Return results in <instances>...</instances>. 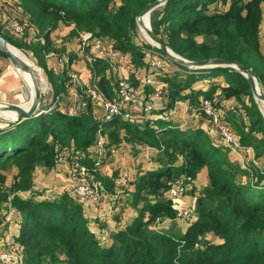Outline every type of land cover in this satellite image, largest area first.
<instances>
[{
  "label": "trees",
  "instance_id": "obj_1",
  "mask_svg": "<svg viewBox=\"0 0 264 264\" xmlns=\"http://www.w3.org/2000/svg\"><path fill=\"white\" fill-rule=\"evenodd\" d=\"M154 1L19 0L36 37H43L44 43L24 46L0 33L11 45L32 49L38 57L40 51L51 50V32L60 24H73L77 35L90 32L98 38L106 37L113 41L115 49L130 52L133 61L141 64L140 50L131 43L129 30H134L136 16ZM263 1L233 0L227 10L220 11L209 9L216 0H168L151 14L155 13L151 18L152 29L156 36L167 37L166 41L161 38L162 41L189 60L234 61L257 77L259 69L264 71V56L254 37ZM196 36L204 37V42L196 43ZM209 71L228 82L221 89L224 97L240 90L248 92V82L233 68ZM192 82L191 76L184 81L166 79L164 91L170 101L169 109L182 99L181 91ZM261 84L264 86L263 81ZM108 85L105 79L98 83L106 95ZM253 111L250 116L259 122L256 130L264 132L260 113L256 108ZM8 126L0 129V210L9 204L19 213L15 225L18 235L12 242L18 247L15 255L20 257L21 264H264V172L258 179L240 180L244 169L231 162L226 152L212 146L202 130L182 132L160 120L130 123L116 118L102 124L91 108L78 116L53 109ZM100 136L108 139V150L110 144L117 145L122 140L155 148L162 166L135 180L133 191L127 195L138 215L124 229L107 237V241L90 231L83 206L75 197L66 192L42 197L34 192L32 181L37 167L54 166L55 144L66 149L74 146L92 155ZM246 138L258 149V157L264 155L260 141L253 135ZM240 139L243 145L245 138ZM180 158V164L176 165ZM84 163L92 167L90 160ZM9 166L17 173L6 186ZM202 168L208 170V183L196 198V219L180 238L171 237L162 229L163 223L155 224L158 218L176 220L177 210L166 193L167 183L182 175L195 178ZM94 177L105 191L113 187L97 171ZM215 238L222 242L214 243Z\"/></svg>",
  "mask_w": 264,
  "mask_h": 264
},
{
  "label": "crops",
  "instance_id": "obj_2",
  "mask_svg": "<svg viewBox=\"0 0 264 264\" xmlns=\"http://www.w3.org/2000/svg\"><path fill=\"white\" fill-rule=\"evenodd\" d=\"M261 9L262 33L259 37V41L260 53L264 56V2L261 3ZM1 10H4V12L0 18V31L5 36L7 35L6 37L9 40L19 42L24 46H35L36 44L42 45L44 43L43 37H36V31L31 25L23 37L13 35V32L8 27V19L14 16L27 18L24 15L23 10L18 6V3H16V0H0V13ZM49 37L51 40V50L46 53L40 51L37 54L40 59L38 57L36 58V54L33 53L32 49L29 50L22 47L19 48L30 52L31 56L38 61L40 66H42L47 77L45 81L46 84H42L40 82L42 101L39 105V112L45 111V113H47L48 110L57 109L68 116H72V112L77 111L76 116H78L80 112L85 109L81 107L82 102L89 101L88 96H86V89H88L91 85H96L99 90L105 94L98 86L101 79H105V81L109 84V95L105 94L108 98L115 95L117 80L124 78L136 86L137 92L142 96L144 101H148L149 93L151 94L152 87L137 86L138 78L144 77L146 74L156 73L159 76L158 79L162 80L166 85L167 78H176L184 81L186 78L191 76L193 78V82L189 88L181 91L182 99L175 101L173 108L171 107V109H169L168 104L170 101L166 96L163 101L159 102L160 105L158 109H156L155 106L152 110V116L150 118L152 121H155L156 114H159L161 111L167 109V111L165 113L163 112V115L160 117V119L164 120L160 121L166 122V124H170L172 128H178L179 130L184 127H187L185 130H203L207 134L211 144H215L216 146L215 139L219 136L216 129L206 126V123L203 119H201V117H193L191 110V107L194 106V103H197V100L209 94H220L223 98H226L223 96L221 89L226 86L227 83H219L220 76L211 78L208 75L210 73L209 70L211 69H202L204 71L200 72L189 71L188 73H192L191 75H186V72L179 69L176 65H174L175 67L167 66L164 70L162 67H153L147 70V68L143 66V62L141 64H136L133 61L130 52H125L126 56L124 60L114 61L112 63L105 60L92 61L88 49L84 50L80 48L78 39L79 36L75 32L73 24H60L56 30L51 32ZM8 39L7 41L9 42ZM123 66H127L128 69L125 70ZM259 71L260 72H257V74L259 73V80L261 82L264 79V71H262V69H259ZM69 74L77 77L79 80L78 86H72V80L69 77ZM22 82L25 81L21 74L13 68L8 59L0 57V102L20 106L26 105L30 99V92H25ZM229 103H235L233 102L232 97H228L227 104ZM251 103L252 105L248 104V110L246 111L247 114L253 115V110L256 108V111L260 113L262 120L264 121V110L261 109L260 105H257L256 103L254 104L253 102ZM51 107L52 109H50ZM89 108L93 110L95 117L102 123L103 111L99 107L90 103H88L86 109ZM1 116L3 117V115ZM228 120L230 124H232L231 128L235 130L233 133L239 139L243 137V133L250 131L249 123L247 121H241L238 120V118L235 119L233 116L228 117ZM193 122H195V124ZM238 130L239 134L237 133ZM257 131L258 132L252 134L255 139L260 137V132L263 130L257 129ZM124 134L125 133L122 132V135ZM243 138H245V142L242 145L244 148L240 150V153H233V158L230 154V160L232 162L234 161V164L238 165L242 169H245L244 164L249 161L251 162V160L253 163L256 162L257 164H264V155L252 159L254 147L250 144L251 139L246 138V136ZM104 139L106 143L109 142L107 138L104 137ZM240 141H242V139H240ZM221 146L224 147V145ZM248 147L249 149H247ZM93 151L94 148L92 149V153ZM158 155L159 151L157 149L135 142H125L122 140L117 145H109V153L104 160L105 164L103 163L98 168L97 174L100 178L111 181L113 187L106 190L100 200V203H81L82 201L78 200V202L83 206L84 216L88 221V227L92 233L97 236L104 237L103 240L106 239L107 241V237H110V235L114 232L124 229L137 217L138 212L131 206L130 197L123 193H125L126 190L127 193L131 190L133 191L134 182L140 175L148 172H156L162 168L161 163L158 161ZM179 164L180 161H178L176 165ZM16 173L17 172L13 171L6 174L7 186L13 182V178ZM123 174H125L127 178V185L122 190L117 186L118 184H116L114 177ZM32 181L34 192L42 194V197H46L42 191H44V193L46 192L50 196H54L53 193L55 192V194L66 192L75 197L72 190V182L69 177V168L65 163H54V166L51 169L37 167L33 173ZM207 183V172L201 170L190 184L189 191H191L189 194H186L178 201L172 199V202H175L173 204V208L177 210L194 207L197 196ZM23 195L28 197V194ZM4 209L0 210V256L7 250L8 242H12V240H14L18 235L15 226L16 223L13 221L11 222V220L8 219V214H12L14 211L6 213ZM16 218L19 220V216ZM195 219V216L186 220L176 219L173 224L177 227L176 229H171L173 225L168 223L163 224L162 229H164L165 233L169 236L180 238L186 232L187 228L195 221Z\"/></svg>",
  "mask_w": 264,
  "mask_h": 264
},
{
  "label": "built area",
  "instance_id": "obj_3",
  "mask_svg": "<svg viewBox=\"0 0 264 264\" xmlns=\"http://www.w3.org/2000/svg\"><path fill=\"white\" fill-rule=\"evenodd\" d=\"M8 27L13 32L14 36L22 37L25 35L27 30L30 28V24L27 18L22 16H14L8 19ZM79 45L81 49L87 47L89 50V55L92 61L105 60L110 63L114 61L124 60L126 53L117 52L110 48L104 41L97 39H91L89 33H85L78 37ZM151 51H145V56L149 57ZM154 67L160 68L161 63L155 65ZM126 70L127 66H123ZM69 77L72 80V86L76 87L79 85V80L77 77L69 74ZM156 73L146 75L144 77L138 78V86L140 87H152L151 94L149 93L148 101H144L142 96L137 92L136 87L133 83L128 80L121 78L118 79L116 83V93L113 97H106L96 85H91L86 89V96H88L89 101H83L81 107L87 108L88 103L93 104L99 107L103 111L102 123H111L116 118H119L124 121H138L142 119H149L152 110L156 106V102L162 101L165 98L164 87L165 83L162 80L158 79ZM205 104H212L211 98L202 97L200 103L198 102L197 108H205ZM52 109V107L50 108ZM209 114H215L216 109L213 110L212 106L210 107ZM50 111V110H48ZM77 111L72 112V116H76ZM216 115V114H215ZM223 133V139L225 141L226 147L230 151H233L231 146H234L235 149L241 150L243 147L236 143L235 139L229 134L224 127H220ZM107 143L105 139L100 136L99 140L96 142L93 151V158L91 160L92 167L89 168L84 160H88L87 155L78 150L72 151L65 150L62 154L59 155L61 160L54 159L55 163H65L69 168V177L72 182L73 194L75 197L84 202L99 203L102 196L106 192L103 184L96 180L94 177V172L104 163L105 157L108 152ZM189 180V178H186ZM184 177H179L168 183L169 190L168 195L172 199H179L185 193V180ZM123 179H121L122 181ZM188 215V212H179L176 215V219L183 218ZM188 218V217H187ZM102 239L104 237L101 236ZM18 247L13 242H8V250L3 253L0 259V264L11 260V257L16 254Z\"/></svg>",
  "mask_w": 264,
  "mask_h": 264
},
{
  "label": "rangeland",
  "instance_id": "obj_4",
  "mask_svg": "<svg viewBox=\"0 0 264 264\" xmlns=\"http://www.w3.org/2000/svg\"><path fill=\"white\" fill-rule=\"evenodd\" d=\"M231 1H233V0H216V2H215V4H211V5H209V9H216L217 8V10H220V11H224V10H227L228 9V7H229V4H230V2ZM264 2V1H263ZM263 2H261V3H263ZM16 3H18V6L23 10V8L20 6V3H19V0H16ZM118 3V2H117ZM215 5H217V6H215ZM159 9L160 8H158V9H156V11H159ZM3 12H4V10H1V13H0V18H1V16H2V14H3ZM155 12V11H154ZM158 13V12H157ZM159 14V13H158ZM154 15H155V13L153 14V15H151V17H150V27H151V29H152V24H151V18H152V16H153V18H154ZM138 16V15H137ZM137 16H136V18H137ZM136 18H135V28H134V30L133 29H131V30H129L130 31V35L132 36V37H130V39H131V43L133 42V44L140 50V59H141V61L143 62L142 64H143V66L145 67V68H147V70H149L150 68H153L154 67V64L153 63H155V65L156 64H158L159 62L161 63V65H160V67H162L163 68V70L165 69V67H167V66H169V67H175L174 65H176V66H179V67H182V68H179V69H184L185 71H187V72H189V70H187L185 67H183V66H181V65H178V64H176V63H174V62H172L171 60H169V59H167L162 53H161V51H159L156 47H154L150 42H148L147 40H145V38H144V36H143V34H142V32H141V30H140V28L138 27V25H137V22H136ZM262 20V9H260V23H259V25H257L258 27H256V29H255V34H254V37H256V45H257V49H259V51H260V41H259V37H260V35H261V33H262V28H261V21ZM30 24V23H29ZM166 24H165V29H167L166 28ZM163 30H164V27L163 26H161L160 27V33L161 34H163ZM152 31H153V29H152ZM85 33H89L90 34V37H91V39L89 40V42H91V40H93V39H97V40H100V41H104L105 43H107V45L108 46H110V48L112 49V50H114V51H117V52H121L120 50H117V49H115V47H113L114 45H113V41L112 40H110V39H108V38H106V37H104V38H98V37H95V36H93L90 32H82V33H80L78 36H81V35H83V34H85ZM7 36V35H6ZM23 37V36H22ZM160 39L162 38L163 40H165L166 41V38L167 37H159ZM185 38V37H184ZM161 39V40H162ZM195 42L196 43H198V44H201L202 42H204V37H202V36H196L195 38ZM164 42V41H163ZM165 43V42H164ZM167 45V44H166ZM13 46V45H12ZM168 46V45H167ZM15 47V46H14ZM169 47V46H168ZM15 48H17V47H15ZM173 52H175L177 55H180L179 53H177L176 51H174L171 47H169ZM86 49H88L87 47H84V50H86ZM18 50L20 51V52H22L31 62H32V64L34 65V67H36L35 69L36 70H39L40 71V73H39V71L37 72V73H39V77L40 78H43L45 81H46V75H45V71L43 70V68H42V66H40L39 64H38V61H36V59L35 58H33L32 56H31V54H30V52L29 51H25V49H19L18 48ZM89 50V49H88ZM145 51H151V53H150V55H149V57H146L145 56ZM181 57H183V58H185V59H187L186 57H184V56H182V55H180ZM0 57H2V56H0ZM3 58H6V57H3ZM37 58V57H36ZM155 58H157V59H155ZM264 58V57H263ZM7 59V58H6ZM209 59H211V58H209ZM189 60V59H188ZM199 60H201V59H199ZM190 61H194V60H190ZM177 69V68H176ZM200 72V71H204V70H197V71H191V72ZM260 72V71H259ZM150 74H153V73H150ZM259 74V73H258ZM257 74V77H255V75L253 74V76H254V78L256 79V81H257V83H258V87H259V90H260V92L263 94L264 93V86H262V84L260 85V80H259V75ZM146 75H149V74H146ZM211 78L212 77H215V76H220V78H219V83H221V84H224V83H228L226 80H224V78H223V76H221V75H219V74H212L211 72L208 74ZM241 76L246 80V78L241 74ZM118 81V80H117ZM247 81V80H246ZM130 82V81H129ZM117 83V82H116ZM132 83V82H131ZM263 83H264V79H263ZM26 85V86H25ZM22 86H23V88L25 89V92L26 91H29V89L27 88L28 86H27V84H25V82H22ZM135 86V85H134ZM137 86H138V84H137ZM248 86H249V84H248ZM136 87V86H135ZM248 92H245V91H243V90H240L239 92H238V94H232L231 96H229V97H232L233 98V102H235L234 104L233 103H229V104H227L228 103V97H226V98H223L220 94L219 95H216V96H214V97H211V100H212V104L211 103H207V104H205V101L203 102V105H205V108H203V109H200L199 108V106H198V108L196 107L197 106V104H198V102L200 103V101H201V99H202V97L198 100V102L197 103H194L193 105L194 106H192L191 107V110H192V114H193V117H201V119H203V121L206 123V126H210L211 128H215L216 129V131H217V134L219 135L218 137H216V146H215V144H212V146H214L215 148H217V149H219V150H222V151H224V152H226L227 153V155H228V157H229V160H230V156L232 155V158H233V153H240V150H237V149H235V147L234 146H231L232 148H233V151H230L229 150V148L228 147H226V145H225V141H224V139H223V133H222V130L220 129V127H224V129L229 133V134H231L232 135V137L235 139V141H236V143L238 144V142L240 143V139L238 138V137H236V135L233 133V132H235V130L233 129V128H231V125L232 124H230V122H229V120H228V117H230V116H233L235 119L236 118H238V120H245V121H247L248 123H249V127L251 126V124L253 125V127H252V130H250L249 132H245V133H243L242 134V136L243 137H245V136H250V135H252L253 133H255V132H258L257 130H256V128H257V126L259 125L258 123V120L257 119H253L250 115H248L247 114V110H248V104H250V105H252V103L251 102H253L254 104L256 103L257 105H260V107H261V109H263L264 110V104L263 103H261V102H259V101H256V99L254 98V96H253V94H252V92H251V90H250V86H249V89L247 90ZM30 92V91H29ZM164 93H165V91H164ZM166 94V93H165ZM165 98H166V96H165ZM163 101V100H162ZM251 101V102H250ZM159 102H161V101H159ZM159 102H156V109H158V107H159ZM190 105H191V103H190ZM212 106V108H213V110L214 109H216V111L217 110H219V112L217 113V112H214L215 114H212V115H210L209 114V112H210V107ZM173 108V107H172ZM247 108V109H246ZM162 109V108H161ZM51 111V110H50ZM167 111V109H165V110H163V111H161V113H159V114H156V120L155 121H157V120H164V119H160V117L163 115V112L165 113ZM40 113H45V111L44 112H42V111H40ZM39 113V114H40ZM38 115V114H37ZM36 115V116H37ZM152 116V114L150 115V117ZM3 117L5 118L6 117V115H3ZM195 119V118H194ZM139 121H152L151 120V118H149V119H142V120H139ZM11 122H4V121H0V129H7L9 126H8V124H10ZM163 123H166V122H163ZM194 124H195V122H193ZM234 123V122H233ZM262 123H263V129H264V121L262 120ZM168 124V123H167ZM234 125V124H233ZM154 127H156V125L154 126ZM172 127V126H171ZM165 129H168V128H170V127H168V128H166V127H164ZM187 127H184L183 129H181V130H179V131H182V132H185V131H187V130H185ZM155 130H158V129H156V128H154ZM162 130H164L163 128H162ZM203 131V130H202ZM204 132V131H203ZM237 133L239 134V130L237 131ZM261 134V135H260ZM260 137L259 138H256L258 141H260L261 143H262V145H264V132L262 131V132H260ZM49 134H47V136H48ZM99 140V137H97V141ZM214 143V142H213ZM221 145H224V147L223 146H221ZM240 145L242 146V144L240 143ZM243 147V146H242ZM222 148V149H221ZM244 148V147H243ZM72 150V151H74V150H77V148H75L74 146H69L67 149H66V147H62V146H60L59 144H55L54 145V148H53V156H54V159H56V160H61V157H59V155L60 154H62L63 153V151H65V150ZM227 149V150H226ZM247 149H249V147L247 148ZM79 151V150H78ZM81 152V151H80ZM109 153V151L107 152V154ZM253 154H252V159H254L255 157H258V149L257 148H254V150H253V152H252ZM231 154V155H230ZM242 155V154H241ZM93 156L94 155H87V158H89L88 160H92V158H93ZM235 156V155H234ZM231 158V159H232ZM180 162H181V158H180V160H179ZM231 161V160H230ZM232 162V161H231ZM55 163V162H54ZM59 163H62V162H59ZM233 163H234V161H233ZM105 164V163H104ZM0 165H1V163H0ZM244 167H245V169H244V171H245V173L242 175H240L239 176V178H240V180H245V178L247 179V178H250V179H258L257 177H259L260 175H261V173L262 172H264V164H261V163H256V162H252V160H251V162L249 161V162H247V163H245L244 164ZM7 168H9V170H11V172L12 171H15V169H14V167H12V166H9V167H7ZM205 171V172H207V175H208V170H207V168L205 169V168H202V169H200L199 171H198V173L200 172V171ZM197 173V174H198ZM196 174V175H197ZM179 177H184L185 179L186 178H189V180H185V193L183 194V196H185L186 194L188 195L189 194V192L191 191H189V186H190V184L193 182V180H194V178H192V177H190V176H188V175H182V176H179ZM179 177H177V178H179ZM121 179H123L122 181H121ZM174 179H176V178H174ZM174 179H172L171 181H173ZM114 180L116 181V184H118L117 186L119 187V188H121L122 190L126 187V185H127V183H126V180H127V178H126V176H125V174H123V175H119V176H116V177H114ZM171 181H169L168 183H170ZM168 183H167V191H166V193H168V190H169V186H168ZM8 184V183H7ZM5 185H6V182H5ZM3 186V185H2ZM7 186V185H6ZM4 187V186H3ZM129 188V187H128ZM0 190H1V187H0ZM194 191V190H193ZM43 192V194L46 196V197H49L50 195L49 194H47L46 192L44 193V191H42ZM56 193V192H55ZM55 193H53V195L54 196H56V195H58V194H55ZM123 194H127V191L125 192V193H123ZM124 196H127V195H124ZM182 196V197H183ZM182 197H180L179 199H174L175 201H178V200H180ZM78 200V199H77ZM84 201H82L81 203H83ZM195 202H196V200H195ZM100 203V202H99ZM175 203V202H174ZM173 203V204H174ZM194 207H195V204H194ZM194 207H192V208H190V207H188V208H186V209H177V212H176V215L179 213V212H188V215L187 216H185V217H183V218H178V220H186V219H190V218H193L194 216H195V214H194ZM4 211H6V213H9V212H13L14 211V209L13 208H11L10 207V205L8 204L7 206H6V208L4 209ZM19 215V213H17V212H15L14 211V213H12V214H8V219H10L11 220V222L13 221V222H15L16 223V221H17V216ZM188 217V218H187ZM163 221V222H162ZM165 224V223H168V224H171V225H173L174 224V221H170L169 219H164V220H161V218H158V219H156V221H155V224H156V226H159L160 224ZM176 229L177 227H175V225H173L172 227H171V229ZM214 243H220V242H222L221 240H219L218 238H215L214 240ZM7 250H8V248H7ZM6 250V251H7ZM6 251H4L3 253H5ZM3 255V254H2ZM1 255V256H2ZM1 256H0V259H1ZM19 258L20 257H18L17 255H13L12 257H11V260H9V261H7V262H3L2 264H21V262H20V260H19Z\"/></svg>",
  "mask_w": 264,
  "mask_h": 264
},
{
  "label": "water",
  "instance_id": "obj_5",
  "mask_svg": "<svg viewBox=\"0 0 264 264\" xmlns=\"http://www.w3.org/2000/svg\"><path fill=\"white\" fill-rule=\"evenodd\" d=\"M168 0H155L149 3L137 16L136 22L140 28L145 40L150 42L154 47H156L161 53L172 62L185 67L189 71H197L202 69H214V68H225L230 67L242 74L249 86L250 90L256 99L261 103H264V95L260 92L258 83L254 78L253 74L249 69L238 62L229 61L219 58H211L205 60L190 61L177 55L173 52L158 36L154 34L150 27V17L151 14L158 8L164 6ZM143 18L146 19L147 24L144 22ZM148 37V38H147ZM149 39V40H148ZM14 46H12L0 33V54L6 57L11 63L13 68L20 74H26L31 79V86L28 88L30 93L29 102L26 105H15L11 103L0 102V116L6 115V117H0V121L18 123L24 119H30L37 114H39V105L42 101V90L40 87V77L39 73L35 69L34 65L27 63L22 57H20L15 51ZM17 49V48H15ZM9 114V115H8Z\"/></svg>",
  "mask_w": 264,
  "mask_h": 264
},
{
  "label": "bare ground",
  "instance_id": "obj_6",
  "mask_svg": "<svg viewBox=\"0 0 264 264\" xmlns=\"http://www.w3.org/2000/svg\"><path fill=\"white\" fill-rule=\"evenodd\" d=\"M143 20H144V22L147 24V21H146V19L145 18H143ZM148 38V37H147ZM149 40V39H148ZM14 49V51L20 56V57H22L27 63H29L30 65H32V62L22 53V52H20L18 49H15V48H13ZM39 70H37V72H38ZM39 73H40V71H39ZM21 76H22V78L24 79V81L26 82V84H27V86L28 87H30L31 86V79H30V77L28 76V75H26V74H21ZM39 81L42 83V84H46L45 83V80L43 79V78H40L39 79ZM39 82V83H40ZM42 86V85H41ZM30 93H31V89H30ZM264 104V103H263ZM9 115V114H8Z\"/></svg>",
  "mask_w": 264,
  "mask_h": 264
}]
</instances>
